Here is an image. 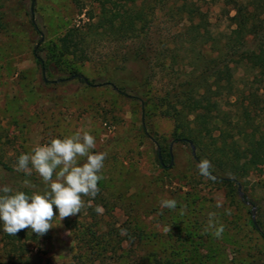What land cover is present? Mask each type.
<instances>
[{
  "label": "rangeland",
  "instance_id": "obj_1",
  "mask_svg": "<svg viewBox=\"0 0 264 264\" xmlns=\"http://www.w3.org/2000/svg\"><path fill=\"white\" fill-rule=\"evenodd\" d=\"M81 1L82 11L78 0H24L23 12L10 15L8 28H0V161L14 167L21 154H32L37 145L77 133L95 138L90 152L107 153L97 196L82 197L81 212L62 221L54 208L49 234L29 244L32 264H152L155 260L161 264H264V238L252 224L253 220L264 231V165L249 169L239 164L228 176L234 183L220 176H201L199 150L195 146L194 155L189 142L176 139L175 120L156 103L145 104L147 97L124 89L121 81L106 80V57L136 42H117L101 33L88 49L90 60L63 57L60 39L73 26L88 23L87 13L99 11L97 3ZM203 5L212 29L227 31L229 20L221 1L206 0ZM31 12L39 30L30 23ZM179 25L168 22L165 11L158 10L149 41L155 46L171 43L179 57L173 68H148L154 77L145 87L152 95L162 94L171 81L184 78L194 68V46L176 37ZM37 56L50 61L48 72H42ZM141 69L140 64H131L117 71V78L132 81L130 76ZM71 71L92 86L70 80ZM254 76L242 67L235 76L237 86L244 87L245 78ZM135 85L145 88L140 82ZM227 94L217 97L225 102ZM228 103L224 107L234 109ZM84 162L86 157L78 158V165ZM4 175L0 166V187L13 186L15 181ZM32 175L40 178L35 171ZM166 199L176 200V208H162L161 201ZM217 201L223 206L216 207ZM212 212L217 227L224 226L220 238L214 229L205 231ZM2 234L0 221V248ZM107 242L109 252L102 256L99 243Z\"/></svg>",
  "mask_w": 264,
  "mask_h": 264
},
{
  "label": "trees",
  "instance_id": "obj_2",
  "mask_svg": "<svg viewBox=\"0 0 264 264\" xmlns=\"http://www.w3.org/2000/svg\"><path fill=\"white\" fill-rule=\"evenodd\" d=\"M23 1L0 0L1 29L8 28L10 15L23 12ZM217 1H221L229 20L228 30L220 33L212 29L209 13L203 5L206 0H91L97 3L99 11L87 13L88 23L84 26L70 28L60 39L59 49L63 57L88 61L91 58L88 49L101 33L117 42H136V45L127 46L126 51H120L118 47L106 57L107 82L121 81L127 91L140 98L147 97L145 104L156 103L165 115L175 120L176 139L194 143L199 150L197 160L211 162L212 178L220 176L234 183L236 180L228 176L237 171L239 164L249 169L264 165V0ZM82 2L78 0L81 11L85 6ZM161 8L168 22L180 24V34L176 37L187 39H181V43L194 46V68L184 78L171 81L162 94L152 95L145 87L151 85L154 77L149 69L154 65L173 68L179 57L171 43L160 42L155 46L149 41ZM29 20L34 29L39 30L32 12ZM172 44L177 43L173 41ZM36 62L42 72L49 71L51 63L48 59L37 56ZM131 64H140L142 68L137 75L130 76L132 81L117 78V71H125ZM242 67L255 76L245 78V86L240 88L235 76ZM70 75V80L92 86L91 81L76 71H71ZM135 81L145 88L139 89ZM228 91L227 101L217 97ZM227 102L234 109H226ZM167 155L171 156V153ZM158 160L164 168V162ZM0 166L4 176L15 181L11 186L14 191L43 195L49 190V185L41 178L27 176L2 161ZM26 179L35 187H24ZM252 224L264 238L261 226L253 220ZM90 232L95 236V232ZM48 234L49 231L37 236L31 229H24L14 236L3 231L0 264H32L30 242H38ZM99 246L100 254L104 256L109 252L110 242L99 243ZM152 264H161V261L155 260Z\"/></svg>",
  "mask_w": 264,
  "mask_h": 264
},
{
  "label": "clouds",
  "instance_id": "obj_3",
  "mask_svg": "<svg viewBox=\"0 0 264 264\" xmlns=\"http://www.w3.org/2000/svg\"><path fill=\"white\" fill-rule=\"evenodd\" d=\"M96 146L95 138L84 133H79L63 139L54 138L49 143L37 145L32 154H21L14 166L18 172H24L31 176L33 171L49 190L43 195L33 193L28 195L23 191L13 190L11 186L0 187V221L3 222V231L16 236L21 230L31 229L37 236L45 235L53 225L51 221L56 217L54 206L58 210V217L62 221L65 218L77 216L85 207L82 197L94 199L98 192V181L104 167L107 153H92ZM86 157V162L78 165V158ZM59 168V171L56 170ZM199 174L207 179H212L211 162L201 160L197 165ZM54 172L56 179L53 180ZM50 182V184H49ZM23 186L34 188L29 180H24ZM91 201L89 200V203ZM177 201L166 199L161 201L162 208L175 209ZM221 201H217L216 207H222ZM96 211H101L97 206ZM231 214L230 209H226ZM214 212L208 214V224L205 231L213 230L214 235L220 238L224 232V226L217 227ZM126 229H121L126 234Z\"/></svg>",
  "mask_w": 264,
  "mask_h": 264
},
{
  "label": "water",
  "instance_id": "obj_4",
  "mask_svg": "<svg viewBox=\"0 0 264 264\" xmlns=\"http://www.w3.org/2000/svg\"><path fill=\"white\" fill-rule=\"evenodd\" d=\"M190 144H191V146H192V148L194 150V155H195V153H196L195 152L196 147H195V145L192 142H190ZM159 158L163 162L161 152H159ZM239 193H240L241 197L246 201V198L244 197V193L242 191V185L240 183H239ZM247 203H249V202H247ZM253 212H255V207L253 208Z\"/></svg>",
  "mask_w": 264,
  "mask_h": 264
}]
</instances>
